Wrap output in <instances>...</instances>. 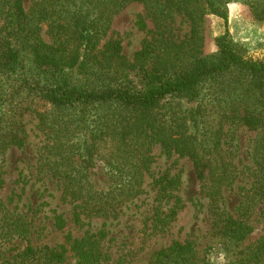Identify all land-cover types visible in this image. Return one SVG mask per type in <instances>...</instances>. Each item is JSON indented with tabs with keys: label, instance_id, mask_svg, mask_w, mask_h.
<instances>
[{
	"label": "trees",
	"instance_id": "trees-1",
	"mask_svg": "<svg viewBox=\"0 0 264 264\" xmlns=\"http://www.w3.org/2000/svg\"><path fill=\"white\" fill-rule=\"evenodd\" d=\"M134 1L157 22V38L146 41L131 58L118 40L98 47L113 17ZM227 1L36 0L26 9L24 0H0V156L10 147L24 145L22 117L34 114L45 136L37 154V173L55 181L79 221L82 213L115 216L119 206L138 197L150 167V147L158 144L166 156L191 161L218 231L231 241L241 240L249 232L246 217L264 201V58L248 57L231 40ZM250 9L264 21V0H251ZM206 14L225 24V32L214 38L216 51L211 54L203 50ZM176 15L189 23V32L180 40L163 37ZM43 28L48 40L42 37ZM20 44L32 57L29 71ZM205 83H212L207 102H212L208 110L217 115V126L215 122L212 130L205 124L198 137L189 132L188 116L172 99H198ZM240 125L258 135L249 153L250 181L238 187L242 200L231 213L222 206L223 192L237 178V164L224 137L232 126ZM81 133L89 137L84 145L76 140ZM82 148L104 156L124 179L113 181L107 191L96 190L77 159ZM167 187H160L161 196ZM176 212L172 207L164 218ZM55 220L58 227L65 223L60 215ZM28 234L25 217L0 198V237L27 241ZM94 237L72 239L71 248L84 262L101 264ZM192 250L190 243L174 241L156 253V261L193 264ZM63 253L26 243L4 263L58 264ZM235 264H264V236L246 246Z\"/></svg>",
	"mask_w": 264,
	"mask_h": 264
},
{
	"label": "rangeland",
	"instance_id": "rangeland-1",
	"mask_svg": "<svg viewBox=\"0 0 264 264\" xmlns=\"http://www.w3.org/2000/svg\"><path fill=\"white\" fill-rule=\"evenodd\" d=\"M36 0H24L28 9ZM251 0L226 2L227 29L231 40L245 49V55L253 59L264 58V21L251 13ZM142 21V24H141ZM157 22L139 2H129L112 19L109 29L98 44L102 48L110 40H118L122 52L131 58L141 46L157 38ZM190 25L176 15L165 29L163 37L180 40L189 32ZM204 53L216 51L214 38L225 32L222 18L206 14L202 20ZM42 30V37L48 40ZM25 44L17 46L25 69L33 68L32 57ZM81 79L76 76V81ZM212 83H205L198 99H172L179 103L180 113L189 118L188 130L201 137L208 124L216 122L217 115L208 110ZM206 106V107H205ZM204 107V111H203ZM207 108V109H205ZM26 140L22 147H10L0 156V198L8 207L21 213L29 224L26 239L0 237V264L4 259L19 252L26 243L34 247L44 245L64 251V259L58 264H88L79 259L71 248L72 239L85 234L97 238L101 264H158L156 253L168 248L174 241L192 245L193 264H235L245 252L246 246L264 236V201L256 205L245 220L248 231L241 240L231 241L222 237L217 221L210 213L208 198L201 190L191 161L177 155L166 156L158 144L150 147V167L142 177V193L132 201L117 208L115 216L101 217L82 213L75 221L72 204L64 200L53 179L37 173V154L45 144V136L39 129L34 114L23 117ZM207 122V123H206ZM227 130V127L224 128ZM200 132V133H199ZM257 130L244 126H232L225 139V147L237 164V178L223 192L222 206L231 213L242 200L239 186H247L250 150ZM89 137L79 134L76 139L84 145ZM87 152V151H86ZM79 150L77 159L85 166V179L98 191H107L113 181L124 179L114 164L97 152ZM170 182L171 185L168 183ZM168 186L161 196L160 187ZM177 201V202H176ZM176 207L173 217L164 216ZM65 221L56 224V216ZM165 219V221L163 220Z\"/></svg>",
	"mask_w": 264,
	"mask_h": 264
}]
</instances>
